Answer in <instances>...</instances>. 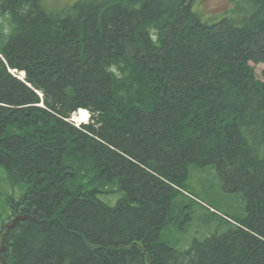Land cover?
I'll list each match as a JSON object with an SVG mask.
<instances>
[{"label":"trees","instance_id":"trees-1","mask_svg":"<svg viewBox=\"0 0 264 264\" xmlns=\"http://www.w3.org/2000/svg\"><path fill=\"white\" fill-rule=\"evenodd\" d=\"M195 1L90 0L59 16L0 0V165L29 185L0 264H264V0L240 23L202 20ZM191 164L243 194L246 214L178 251L162 236ZM83 169L123 199L103 203L110 190Z\"/></svg>","mask_w":264,"mask_h":264},{"label":"rangeland","instance_id":"rangeland-1","mask_svg":"<svg viewBox=\"0 0 264 264\" xmlns=\"http://www.w3.org/2000/svg\"><path fill=\"white\" fill-rule=\"evenodd\" d=\"M87 1L90 0H42V5L49 13L60 16L77 3ZM256 1L196 0L193 10L202 17V20L214 18V21L218 22L223 19H233L236 23H240L245 17L250 15ZM228 10V13L223 14ZM253 68L257 76L264 81V65L253 64ZM23 72L21 71L20 73L22 74ZM35 92L41 95L39 91ZM81 120L85 121L86 117L82 116L80 118L77 113H73L70 123L79 129ZM90 122L91 120L88 124ZM82 172L84 184L93 186L99 183L102 187L110 190L111 194H100L98 196L106 205L115 207L123 199L124 192L119 191V188L116 186V179L115 181H111L105 177L103 180L97 181L96 171L83 169ZM110 175L113 174L111 173ZM28 190V184L16 185L10 178L7 169L0 165V228L5 227L11 216H13L14 202H18L24 197ZM186 191L189 194H184L195 200L198 204L196 209H194V218H190V220L183 219V214L189 209L187 208L189 206V200L187 196L182 195L181 202L176 206V209L174 204L172 206L170 212L171 223L169 221L162 236L163 241L178 251H185L195 240L202 241L216 235L219 231L220 233H224L226 229L220 228L217 222L221 220V217L233 219L235 216L240 217L246 214L247 204L243 194L225 193L216 170L210 165L200 167L197 164H191L189 166V178ZM211 212L216 214L211 215ZM12 221L13 219H11L10 223ZM186 223L190 225H187L185 229H181L182 225Z\"/></svg>","mask_w":264,"mask_h":264},{"label":"bare ground","instance_id":"bare-ground-1","mask_svg":"<svg viewBox=\"0 0 264 264\" xmlns=\"http://www.w3.org/2000/svg\"><path fill=\"white\" fill-rule=\"evenodd\" d=\"M10 71V73L11 74H13V75H15V76H17L20 80H25V78H26V75H25V73H20L19 74V72L17 71V70H9ZM40 97L42 98L43 97V95L41 94L40 95ZM41 107H44L43 105H41ZM75 113H77L79 116H80V118H82V116H85L86 117V120L85 121H83V120H81L80 121V123H79V129H81V127L82 126H84V125H87L88 124V122L91 120V116H90V112L87 110V109H84V108H82V109H79L78 111H76ZM72 118V117H71ZM87 123V124H86ZM8 224V223H7ZM9 226L10 225H8V227L6 228V230H9L8 228H9ZM4 240V239H3Z\"/></svg>","mask_w":264,"mask_h":264},{"label":"water","instance_id":"water-1","mask_svg":"<svg viewBox=\"0 0 264 264\" xmlns=\"http://www.w3.org/2000/svg\"><path fill=\"white\" fill-rule=\"evenodd\" d=\"M21 221V218L20 217H16L14 220H13V222L11 223V224H9L10 226H9V230L8 231H10V230H12V229H14V228H16L17 226H18V224H19V222ZM7 227H8V225H7ZM6 227V228H7Z\"/></svg>","mask_w":264,"mask_h":264}]
</instances>
